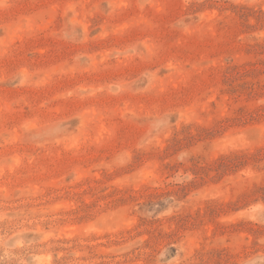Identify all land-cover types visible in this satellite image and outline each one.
Instances as JSON below:
<instances>
[{
	"label": "rangeland",
	"instance_id": "obj_1",
	"mask_svg": "<svg viewBox=\"0 0 264 264\" xmlns=\"http://www.w3.org/2000/svg\"><path fill=\"white\" fill-rule=\"evenodd\" d=\"M0 264H264V0H0Z\"/></svg>",
	"mask_w": 264,
	"mask_h": 264
}]
</instances>
